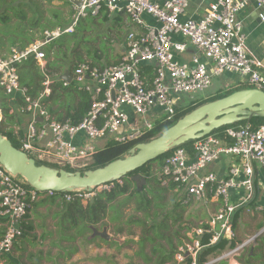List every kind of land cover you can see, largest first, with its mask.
Masks as SVG:
<instances>
[{
  "label": "built area",
  "instance_id": "2783aa9c",
  "mask_svg": "<svg viewBox=\"0 0 264 264\" xmlns=\"http://www.w3.org/2000/svg\"><path fill=\"white\" fill-rule=\"evenodd\" d=\"M72 6L71 23L65 28L46 30L29 45L12 47L9 55H0V89L10 97H22L20 112L30 118L26 131L15 129L19 150L29 157L72 172H84L102 149L100 141L125 144L148 135L157 125L172 121L182 96L193 98L205 92L215 78L238 73L252 88L264 92V64L247 44L239 14L254 8L264 23V0H216L200 18L189 13L192 0H68ZM106 14H124L136 26L129 30L118 64L94 66L78 64L69 71L74 87L89 96L90 106L78 123L57 120L49 111L52 76L46 65L45 48L66 34H73L82 20ZM35 60L45 74L44 89L32 97L21 84L19 67ZM195 100V99H194ZM3 114L0 107V121ZM225 136L226 139L221 138ZM228 140L232 144H228ZM33 156V157H32ZM158 172L162 186L175 185L182 193L181 204L189 207L200 202L217 204L207 219L188 226L183 243L174 253L175 264H220L229 262L256 245H264V225L255 234L234 247L215 255L205 252L223 241L237 239L236 214L252 208L257 200V171L264 173V126H230L189 142L188 149L171 151ZM223 157L237 159L222 174L209 171ZM34 159V158H33ZM119 180L77 190L62 196L68 202L95 200L111 191ZM26 182L9 173L0 164V218L7 220L0 240V264L23 236L20 226L32 204L40 197ZM54 193L43 197H53Z\"/></svg>",
  "mask_w": 264,
  "mask_h": 264
},
{
  "label": "rangeland",
  "instance_id": "374dc122",
  "mask_svg": "<svg viewBox=\"0 0 264 264\" xmlns=\"http://www.w3.org/2000/svg\"><path fill=\"white\" fill-rule=\"evenodd\" d=\"M20 2L21 4L24 3V6L21 7ZM70 5L68 0H0V54L5 47L10 49V45L13 46L12 42H14L13 44L15 45L22 42L29 43L31 40L39 39L46 30L69 26L73 12ZM20 10H25L27 17L31 20L39 19L40 25L38 28L31 30V24L29 22H21V18L18 15L20 14ZM37 12L38 14H36ZM105 16H101L98 20H82L76 27L77 31L74 34L75 36H64L58 40L65 44V47H62L61 50L56 53L58 54L57 61L61 66L59 71L69 72L71 68L81 63L78 60L79 58H81L82 61L95 62L99 57L100 59L98 60L104 65H110L119 60L123 49L120 39L122 38L123 40L125 31L135 30L136 26L126 15ZM5 17L9 18L7 22L1 20V18ZM117 20L120 21L118 22ZM3 37L5 39H3ZM56 47L59 48L58 45ZM45 51L47 50L45 49ZM56 66L59 67V65ZM234 77L237 76L230 74L213 79L212 85L208 90L194 95L193 98L182 96L178 106L182 108L190 104L194 105L196 102L207 101L213 97L224 94L229 89L238 86L237 83L227 84V82H232L231 80H233ZM1 122L2 121H0V126ZM107 143V141H100L98 145L104 148ZM33 158L38 163H45L39 161L36 157ZM167 158L168 156H165L151 163L150 172L153 174L152 178L159 180L157 169H159L160 164L166 162ZM45 164L50 165L48 163ZM138 179L142 185L140 189L142 193L153 201L150 208V215L146 216L143 213L137 212L134 202L127 203L121 208L125 217V219H123L125 223H121L124 232L120 234L117 232L120 226L118 223L110 224V228L108 229L113 235L114 240H116L114 243L115 246H117L116 248L119 249V245L124 248L123 250L121 249L122 253L120 252L114 257L116 264H129V261L124 259L125 256L143 247L147 249V261L150 258L151 261L156 260L158 263L161 257L158 254H162L163 251L170 252L173 247L176 249L183 243L184 232L188 226L197 223L205 215L212 214L209 208L210 202H200L186 207L181 204L182 193L175 192L174 189L168 188L169 186H157V184L154 183L155 181L150 184L149 181L147 182L145 179L144 173H140ZM131 189V192L120 199L125 200L128 198L135 189L133 185ZM39 197L40 199L29 209L30 211L26 216L27 218L25 217L27 219L26 222H32L35 227L36 232L34 233V238H36V240L33 246L37 244L43 246V243L40 241L43 238L44 230L47 229L48 232H54L56 234L55 237L59 249H63L65 253L73 252L74 247L80 242V236H82L80 232L87 227L78 222V216L74 218L80 225L74 230L71 228L73 222L64 220L63 216L67 214V207L64 206L61 208V203H69L64 198H60L59 202H50L47 199L49 197L45 196L42 198V195H39ZM54 197L53 199H57L60 195H54ZM46 199L47 202L52 204L46 203V205H43V201ZM208 211H210V213ZM114 212L115 211L109 209L107 213L108 220L113 217ZM55 215L56 218L54 217ZM29 218L30 221L28 220ZM137 220H142V223H135ZM103 225L104 222L101 226ZM86 232L91 233V231ZM61 249L59 251L60 253ZM155 249H157L158 252L155 251ZM132 264H134V260H132Z\"/></svg>",
  "mask_w": 264,
  "mask_h": 264
},
{
  "label": "trees",
  "instance_id": "16d2710c",
  "mask_svg": "<svg viewBox=\"0 0 264 264\" xmlns=\"http://www.w3.org/2000/svg\"><path fill=\"white\" fill-rule=\"evenodd\" d=\"M20 4H21V2H20ZM22 6H24V3L21 4V7ZM36 14H38V12ZM72 14H73V12H72ZM18 15L21 18V20H20L21 22H23V23L29 22L31 24V30L38 28V26L40 25V20L39 19L38 20L29 19L27 17V13L25 12V10H20V14H18ZM39 15H40V13H39ZM105 15L106 14H102L101 16H105ZM121 15H124V14H121ZM101 16H99L97 18H93V19L98 20V19H100ZM105 18L107 19L106 16H105ZM1 20L4 22H7L9 20V18L5 17V18H1ZM117 21L119 22L120 20H117ZM61 28H65V27H61ZM52 30H54V28ZM76 31L77 30L75 29V32ZM75 32L73 34L63 35L59 39L54 40L51 44H49L50 46L48 45L49 46L48 49H47L48 46L45 48L47 50L45 52H46V59H47L46 69H47L49 75L52 74L51 76L53 79V84H52L53 92H52V96L50 97V99L48 101L49 102L53 101V103H55V104L56 103L58 104L59 102H62V101L64 102L63 105H64V108L66 110L65 111L66 113H65V115H61V116L57 117L58 118L57 120L65 121V120L70 119L73 123H78L82 120V118L87 113L89 106H90V99L86 93L77 91L72 86L71 87H64L63 86V82L60 80V76L62 74L64 75L65 71L64 72L59 71L61 69V66L57 61L58 54H56L57 52H59V50H61L62 47H65L64 42H59L58 40H60L64 36L73 37V36H75L74 35ZM125 33H126V31H125ZM120 42L123 45V49H122V51H123L126 47V42L123 41L122 38L120 39ZM13 43L14 42H12L13 47H16V46H14L15 44H13ZM30 43H32V41L29 43H23L22 42L20 44H17V47L24 48L25 46L29 45ZM57 45L59 48L56 47ZM52 58H54V59H52ZM98 59H100V58L98 57ZM98 59H96L95 62H89V63H91L94 66L104 67V66H110V65L118 64L120 61V58H119V60L116 61V63L110 64V65H104ZM78 60L81 63L86 62V61H82L81 58H79ZM56 65H59V67H57ZM77 65H75L69 71L70 72L73 71ZM18 71H19V75H20L21 84L30 89V94L32 97H37L44 89L43 82L45 80V74H44L43 70L40 68V66L36 63L35 60L31 59L30 61H28L25 64H23L22 66H20ZM66 72H68V71H66ZM250 88H252V87H250L247 84H239L237 87L231 88L227 92H225L224 94L213 97L210 100L199 101V102H196L194 105L190 104V105H188L186 107H182V108L178 107L177 108V115L172 121L157 125L156 128L154 129V131H152L148 135H145L144 137H142L141 139H139L137 141H133V142L125 143V144H118V143H115L112 141L108 142L104 148L100 149L94 155L93 164H92V166H90V168H88V170L89 169L95 170L97 168L104 167L107 164H109V163H111L117 159L125 157L126 155H128L129 151L132 148H134L136 145H138L140 143H144V142H149L150 140L158 137L165 130H167L168 128L175 125L180 119H182L184 116H186L187 114H189L190 112H192L196 108H198V107H200L206 103H209V102L221 99L223 97L229 96L234 92H237L240 90H245V89H250ZM76 96H77V103H75V104L70 103L69 101L71 99H76ZM12 102H13V104L17 103V105H19V106L24 104V100L22 99V97H18L17 100H13L12 98L6 96L3 93V91L1 90V92H0V107L2 110V114H3V120L1 122L0 132L3 136L7 137L16 148L19 149L20 146L17 143V141L15 140L14 130L11 129L10 132H6L4 129L5 121L10 122V123H13L15 121V117L10 115V113H9L12 109ZM49 102H48V104H49ZM48 109L52 115L56 114V112L53 111V107L51 104H49ZM233 126H249L251 129L256 130L261 126H264V118H254L251 120V122L249 124L246 122H241V123H238V124L233 125ZM228 127H230V126H228ZM228 127L221 128L219 130H216L213 133L215 134V133L223 132ZM221 138L226 139L225 136H221ZM228 144H232V141L228 140ZM182 147H185L188 149L189 143L185 144ZM161 158H163V157H161ZM161 158H159L158 160H160ZM158 160H156V161H158ZM156 161H154V162H156ZM37 164L38 165H47L45 163H38V162H37ZM150 165H151V163L147 164L146 166H144L143 168H141L135 172L128 174L125 178L121 179V181H123V185H117L114 190L101 193L97 198H95L94 201H88L85 203L81 200H76L73 202H69L68 204L62 202L61 206L67 207V211H66L67 214H65L63 216L64 220L65 221L70 220L73 222L72 227H71V228H73V230L76 229V227H78L80 225L78 222L85 225V227H87V228L83 229L80 232V234L84 236L86 231H91L88 228L90 225H95V224H97L101 221H104L108 218L107 213L110 209V210L115 211V212L113 214V217H111L109 219V224L118 223L120 226L117 229V232L119 234L123 233L124 230L121 227V223H125V221L123 220V219H125V217L121 211V208L123 206H125L127 203L134 202V204L136 206L135 210L137 212L143 213L146 216L150 215L149 214L150 210H151L150 208H151L153 201L147 195H144L142 193V190H140L139 186L134 181L135 177H138L140 173H144V176H145V179L147 180V182L149 181V183L151 184V182L155 181L154 183L157 184V186H160L161 185L160 180L152 178L153 174L150 172ZM162 165L163 164L159 165L158 172L161 170ZM47 166H50V167L56 168V169H60V170H66L68 172H72V170L70 168H67V167L62 169V168L55 166V165H47ZM132 185L135 188L134 191L130 194V196L128 198H126L125 200H121L120 199L121 197L126 196L129 192H131ZM28 188H30V187L28 186ZM164 188H163V190H164ZM168 188H172L175 190L176 186L172 184ZM144 190H145V187H144ZM53 198H55V197L53 196V197H49L47 199H51L52 201L55 202L56 199H53ZM61 198H63V197H61ZM238 213H240V212H238ZM236 215L239 216V214H236ZM77 216L79 217L78 222L75 221V218H74ZM236 221H237V217H236ZM131 223H134V222H131ZM135 223L140 224V223H142V220H137V222L135 221ZM104 225H108V224H106V222H104ZM263 225H264V221L257 226V230L262 228ZM237 227L238 226H237V222H236L235 223V229ZM23 228L29 229V227H25V226ZM241 242H242V239H240V238H237L235 241H233L231 243L223 241L218 246L209 248L205 252L204 255L207 256V255L218 254V253L222 252L223 250H225V248L227 246L228 247H234V246H236L237 243H241ZM155 251L158 252L157 249H155ZM175 251H176V249H174V247L172 248V251H170V252L163 251L164 254L162 256V260L164 258H166L168 261H174ZM247 253H249V251ZM249 257H250V259H252L254 257V253L249 255ZM148 261H151L150 258ZM261 263L264 264V259L261 260Z\"/></svg>",
  "mask_w": 264,
  "mask_h": 264
},
{
  "label": "water",
  "instance_id": "95a60500",
  "mask_svg": "<svg viewBox=\"0 0 264 264\" xmlns=\"http://www.w3.org/2000/svg\"><path fill=\"white\" fill-rule=\"evenodd\" d=\"M128 34L129 30L126 31L123 41ZM61 80L70 82L69 73L62 75ZM254 118H264V92L255 88L240 90L196 108L158 137L136 145L125 157L85 172H68L38 165L35 159L16 148L0 132V164L12 175L22 178L38 194L54 193L64 196L77 190H90L119 181L189 142L199 140L224 127L241 122L249 124ZM134 181L141 189L138 177H135ZM90 229L93 231V237L110 241L108 228L98 231L91 226Z\"/></svg>",
  "mask_w": 264,
  "mask_h": 264
},
{
  "label": "crops",
  "instance_id": "0c3cea01",
  "mask_svg": "<svg viewBox=\"0 0 264 264\" xmlns=\"http://www.w3.org/2000/svg\"><path fill=\"white\" fill-rule=\"evenodd\" d=\"M215 1L216 0H192L189 13L191 15H194V17L196 18H200L204 14V11L207 9L209 4ZM238 18L242 22L244 32L247 35V44L250 49V52L259 60H261L264 64V23L260 22L257 16V12L254 10V8H249L246 11L240 13ZM3 39L5 38L3 37ZM31 41L33 42L34 40ZM14 46H17V44ZM12 47L13 46L11 45L10 49H7L5 47L0 55H9ZM65 73L67 72L65 71ZM230 74H234L237 77H234L233 80H231L232 82H227V84L237 83L239 85L244 82V78H242L238 73H227L224 75ZM17 98L18 97L12 99L17 100ZM48 102V108L49 104H51L53 107V111L56 112V114L53 115L56 119H58L57 117L61 115H65L66 110L64 108L63 101V103L59 102L58 104L53 103V101H50L49 104ZM69 102L72 104L77 103V96L76 99H71ZM9 113L10 115L15 117V121L13 123L5 121V131L10 132L11 129L15 131V129L18 128L19 130H21L20 133L23 134L26 131L27 124L30 118L28 116L23 115L20 112V106L17 105V103L13 104V102L12 109ZM237 163V159L223 157L220 162L209 167V171L222 174L225 170H228ZM257 177V200L254 205H251V207H260L263 211L258 212V210H254L252 213H247L246 210H242L239 211L240 213H237L239 214V216L236 215V222L238 226L236 228V233L237 238L242 239V241L257 232V226L264 221V173L258 170ZM60 198L61 197L57 198L55 202H59ZM48 200L50 202H54L51 199ZM50 202H47L46 199L43 201L44 204H41L46 205V203ZM33 205L34 204H32V206ZM216 206L217 204L211 203L209 207L210 211H215ZM210 211L208 212L210 213ZM209 215L210 214L205 215L200 220L207 219ZM54 217L56 218V215ZM26 218L22 222H20V226L23 229L24 235L22 236V238L16 241L12 253L6 256L4 264H116L114 261V257L121 252V249H124L120 245L118 246L119 249L116 248L117 246H115L114 244L116 240H114L113 235L109 231L108 234L110 235V241H105L99 237H93V231L90 229V227L92 226L98 231H102L103 228L109 225L108 227H106L109 229L110 224L108 219H106L105 221H101L95 225H90L88 228L91 230V233L86 232L84 236H80V242L77 244L76 247H74L73 252L65 253L64 250L60 248V253L59 246H57L58 244L56 242V234L54 232H48L47 229L43 232L42 240L40 239V242L43 243V246H41L40 244L33 246V244L35 243L34 241L36 240V238H34V233L36 231L32 222H26ZM28 220L30 221V218ZM103 222H106L108 225L101 226ZM6 226L7 220L0 218V240L4 236ZM24 226L29 227V229H24ZM248 251L249 253H247ZM146 252V248H138L134 251V253L131 252L127 254L124 259L129 261V264H132V260H134V264H175L174 261L170 262L166 258L162 260L163 252L162 254H158L161 256L160 261L158 263L156 260L147 261ZM253 253L254 257L250 259L249 255ZM262 259H264V247L262 244L259 243L255 247H252L249 250L243 252L239 257H237L233 261H229L227 263L221 262L220 264H262Z\"/></svg>",
  "mask_w": 264,
  "mask_h": 264
}]
</instances>
